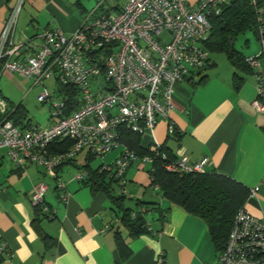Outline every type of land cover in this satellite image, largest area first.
Returning <instances> with one entry per match:
<instances>
[{
  "label": "built area",
  "instance_id": "2783aa9c",
  "mask_svg": "<svg viewBox=\"0 0 264 264\" xmlns=\"http://www.w3.org/2000/svg\"><path fill=\"white\" fill-rule=\"evenodd\" d=\"M230 1L126 0L114 12L105 11L100 3L69 35L59 29H45L27 42L15 44L13 35L24 4V0H16L0 31V75L8 70L40 85L54 74L59 83L78 90L77 105L65 114L66 102L62 97L53 101L47 91L40 93V102H51L52 122L44 128L21 129L3 116L0 149H5L19 168L29 164L43 167L56 180L62 202L67 200L69 192L57 173L61 165L82 151L103 157L118 150L114 161L104 164L102 169L121 182L119 191L125 194L126 169L134 161L151 165L153 160L130 149L122 141L119 127L124 125L134 133L148 135L154 149L161 145L154 138V128L158 119L168 118L174 107V85L212 65L205 45L212 29L211 20ZM247 2L255 15L259 52L244 57V63L256 77L252 107L264 113V0ZM38 39L37 49L21 57V50ZM93 76L102 78L96 88L89 82ZM7 107V102L0 98V115L6 114ZM173 130L174 123L169 121L167 131ZM65 140L70 142L67 149L51 150L53 143ZM161 156L167 158L164 152ZM209 163L207 157L191 162L177 151L164 166L178 174L203 173ZM83 177L79 171L74 178ZM257 189V186L250 189L249 197ZM47 191L44 182L35 185L31 203L53 218L54 210L45 201ZM0 253L10 255L3 244ZM216 264H264V216L253 215L245 204L239 208L227 241L217 252Z\"/></svg>",
  "mask_w": 264,
  "mask_h": 264
},
{
  "label": "crops",
  "instance_id": "0c3cea01",
  "mask_svg": "<svg viewBox=\"0 0 264 264\" xmlns=\"http://www.w3.org/2000/svg\"><path fill=\"white\" fill-rule=\"evenodd\" d=\"M15 1L0 0V31ZM40 2L41 6L33 0L20 11L13 35L15 44L25 43L45 29L73 33L89 13L79 0L74 8H70V0ZM39 43V39L34 40V46L23 48L21 57L34 52ZM237 70L252 71L248 67H234L232 74L216 70L213 74L194 73L176 83L172 96L174 107L168 118L158 119L154 138L167 152L174 155L182 152L191 162L207 157L210 161L205 167L207 171L231 176L249 189L257 186L245 205L250 213L262 217L264 113L252 107L256 77H245ZM30 85H34L32 79L15 72L7 70L0 75V98L7 101L10 110L19 103L26 110L27 119L17 124L21 129L40 128L28 114V98L33 91L28 90ZM169 121L176 128L173 136L167 134ZM51 122L49 117L41 128ZM148 139L145 135L141 144L145 146ZM117 154L118 150L107 153L99 165L112 163ZM85 158L86 153L84 163L75 157L57 169L69 192L67 200L62 202L56 180L43 167L29 164L19 168L6 150L0 149V245H5L10 254L3 253L1 264H157L159 261L216 264L217 251L205 222L163 199L158 187L150 185V164L134 161L124 173L126 207L145 211L141 202H154V207L162 211L159 216L155 209L148 210L145 218L150 232L133 238L121 225L104 193L94 194L73 173L65 174L69 166L78 169L85 164ZM41 182L48 185L45 201L54 210L53 218L31 203L33 187ZM117 232L130 250L125 260L118 250Z\"/></svg>",
  "mask_w": 264,
  "mask_h": 264
},
{
  "label": "trees",
  "instance_id": "16d2710c",
  "mask_svg": "<svg viewBox=\"0 0 264 264\" xmlns=\"http://www.w3.org/2000/svg\"><path fill=\"white\" fill-rule=\"evenodd\" d=\"M114 8L118 10L120 6L116 5ZM211 21L212 29L209 39L206 41V47L227 50L229 61L233 67L247 69L244 58L237 57L229 47L230 40L238 32L246 29H252L255 32V15L247 0H231L223 6L220 14L213 17ZM57 91L58 95L66 102L64 112L68 114L77 105L78 90L72 85L59 83ZM7 106L6 114L0 115V119L7 116L16 125L27 119V113L22 104L19 103L14 106L13 110L9 109L8 103ZM119 130L122 141L130 149L139 156L146 155L152 158V169L149 170L150 185L157 186L163 199L170 204L201 218L207 226L216 251L220 252L227 241L234 215L246 203L250 189L233 177L217 172L207 170L203 173L178 174L169 172L165 169L164 164L168 159L174 158L175 155L167 152L168 149L164 145L161 144L157 149L151 148L152 143L148 139L144 146L141 142L145 135L134 133L124 125L120 126ZM167 134L168 136L175 135V126L172 133ZM56 143H53L50 148L57 152L64 151L70 146V142L66 140ZM161 152L166 154V159L162 158ZM94 158V156L86 153L85 164L78 166V170L84 175L80 181L84 185H89L94 194L101 192L106 195L112 205L111 209L119 217L121 225L127 230L130 237L135 238L143 233H149L150 229L145 214L148 210L155 209L161 216L160 208L154 207V202H141V204H145L143 205L145 211L126 207L127 196L114 188L115 183H120L119 180L102 169L103 165L92 168L90 161ZM72 160H68L67 163ZM117 246L121 257L124 260L127 259L130 256V250L120 232H117ZM2 260L3 254L0 253V264Z\"/></svg>",
  "mask_w": 264,
  "mask_h": 264
},
{
  "label": "rangeland",
  "instance_id": "374dc122",
  "mask_svg": "<svg viewBox=\"0 0 264 264\" xmlns=\"http://www.w3.org/2000/svg\"><path fill=\"white\" fill-rule=\"evenodd\" d=\"M41 6L40 0H37ZM76 0H70V8H74ZM84 6H86L87 11H92L98 4H102L105 11H116L114 7L116 5L121 6L123 5L126 0H79ZM33 2V0H24V4L21 8L23 10L25 6H28V3ZM103 13V12H101ZM71 34V33H69ZM66 34V35H69ZM234 54L237 57L244 58L249 55H256L259 52V40L257 38L256 33L252 29H246L244 31L238 32L236 35H234V40L232 42V48ZM207 51L209 52V57L212 62H214V65L209 66L205 70L202 71V73H208L213 74L214 70L218 73H233L234 67L229 61V53L225 49H209L207 48ZM240 74L244 75L245 77L255 76V74L252 71L248 72H242L241 70H237ZM102 80L101 77H90L89 82L91 83L92 88H96L98 86V81ZM59 87V83L56 80L55 75L53 74L51 77L46 78L43 80L42 84L40 85H33V87L28 88L31 94L28 98V114L33 123L37 122L40 127L45 126L49 117H50V106L51 102H40L38 100V95L44 91H47L50 94V98L53 101L59 100V95L57 88ZM27 90V91H28ZM28 94V93H27ZM155 129V128H154ZM84 155L85 152L82 151L79 154H77L75 157L78 159L79 163H84ZM75 159V158H74ZM103 157H95L92 161H90V165L92 167H96L100 164ZM79 172L78 169L69 166L65 170V174L73 173L74 177ZM64 176V174H63ZM120 183H115L114 188L119 191L121 189ZM129 184V181L127 182ZM125 188V186H124ZM130 202V201H128Z\"/></svg>",
  "mask_w": 264,
  "mask_h": 264
},
{
  "label": "water",
  "instance_id": "95a60500",
  "mask_svg": "<svg viewBox=\"0 0 264 264\" xmlns=\"http://www.w3.org/2000/svg\"><path fill=\"white\" fill-rule=\"evenodd\" d=\"M233 40H234V38L232 37V39H231L230 42H229V47H230V49L232 48V42H233Z\"/></svg>",
  "mask_w": 264,
  "mask_h": 264
}]
</instances>
